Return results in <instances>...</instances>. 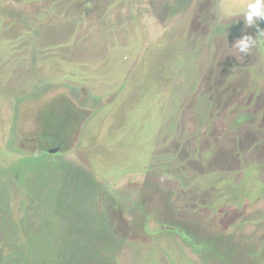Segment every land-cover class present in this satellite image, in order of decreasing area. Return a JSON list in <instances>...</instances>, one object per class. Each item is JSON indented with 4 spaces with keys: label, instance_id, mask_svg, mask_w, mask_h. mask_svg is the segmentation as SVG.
Instances as JSON below:
<instances>
[{
    "label": "rangeland",
    "instance_id": "rangeland-1",
    "mask_svg": "<svg viewBox=\"0 0 264 264\" xmlns=\"http://www.w3.org/2000/svg\"><path fill=\"white\" fill-rule=\"evenodd\" d=\"M237 2L0 0V264H264Z\"/></svg>",
    "mask_w": 264,
    "mask_h": 264
},
{
    "label": "clouds",
    "instance_id": "clouds-1",
    "mask_svg": "<svg viewBox=\"0 0 264 264\" xmlns=\"http://www.w3.org/2000/svg\"><path fill=\"white\" fill-rule=\"evenodd\" d=\"M224 15H232L234 12L243 16L245 25L248 27L257 26L258 36H264V28H260L258 22L264 20V0H239L237 3L221 5ZM145 22L149 25L153 23L152 18L146 17ZM256 38L245 34L236 39L233 47L241 54L247 55L250 47Z\"/></svg>",
    "mask_w": 264,
    "mask_h": 264
}]
</instances>
